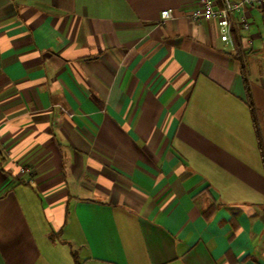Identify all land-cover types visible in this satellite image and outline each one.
Returning <instances> with one entry per match:
<instances>
[{
    "label": "crops",
    "instance_id": "1",
    "mask_svg": "<svg viewBox=\"0 0 264 264\" xmlns=\"http://www.w3.org/2000/svg\"><path fill=\"white\" fill-rule=\"evenodd\" d=\"M197 4L0 0V264H264V3Z\"/></svg>",
    "mask_w": 264,
    "mask_h": 264
},
{
    "label": "built area",
    "instance_id": "2",
    "mask_svg": "<svg viewBox=\"0 0 264 264\" xmlns=\"http://www.w3.org/2000/svg\"><path fill=\"white\" fill-rule=\"evenodd\" d=\"M262 3H264V0H222L219 5L216 0H198V4L192 12V17L194 19L216 20L221 39L225 44L233 47V17L238 13L240 17V24L246 27L248 25V21L243 13L245 7ZM171 16L172 14L170 9L162 10L163 19Z\"/></svg>",
    "mask_w": 264,
    "mask_h": 264
},
{
    "label": "trees",
    "instance_id": "3",
    "mask_svg": "<svg viewBox=\"0 0 264 264\" xmlns=\"http://www.w3.org/2000/svg\"><path fill=\"white\" fill-rule=\"evenodd\" d=\"M216 1L220 5L222 0H216ZM236 51H237V53H236L237 54V57L241 61V64H240V73H241V76H242V79H243V82H244V86H245L246 101H247L248 106H249L250 111H251V115H252L253 123L255 125V129H256V132H257L258 140L260 141L259 132H258V123H257V118H256V108H255L254 102L252 100L251 92H250V86H249V82H248L247 72H246V69H245L244 59H243V56L241 55L238 47L236 48ZM259 147L262 150V145L260 143H259ZM261 153L264 156V151L263 150L261 151ZM211 208L212 207L209 208V211H211ZM77 264H79V263H77Z\"/></svg>",
    "mask_w": 264,
    "mask_h": 264
}]
</instances>
